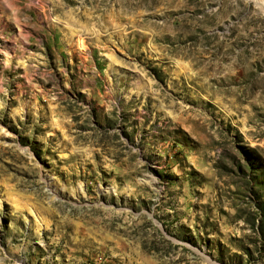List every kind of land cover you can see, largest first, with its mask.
<instances>
[{
  "label": "rangeland",
  "instance_id": "rangeland-1",
  "mask_svg": "<svg viewBox=\"0 0 264 264\" xmlns=\"http://www.w3.org/2000/svg\"><path fill=\"white\" fill-rule=\"evenodd\" d=\"M0 264H264V0H0Z\"/></svg>",
  "mask_w": 264,
  "mask_h": 264
}]
</instances>
